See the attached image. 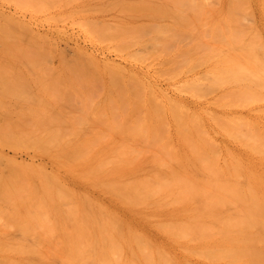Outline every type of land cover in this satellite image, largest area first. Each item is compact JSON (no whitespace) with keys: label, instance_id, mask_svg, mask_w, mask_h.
<instances>
[{"label":"rangeland","instance_id":"rangeland-1","mask_svg":"<svg viewBox=\"0 0 264 264\" xmlns=\"http://www.w3.org/2000/svg\"><path fill=\"white\" fill-rule=\"evenodd\" d=\"M252 131L264 0H0V264H68L80 240L86 264H196L228 209L195 197L215 174L224 201L243 192ZM127 144L144 159L100 161ZM161 145L220 161H169Z\"/></svg>","mask_w":264,"mask_h":264},{"label":"bare ground","instance_id":"bare-ground-1","mask_svg":"<svg viewBox=\"0 0 264 264\" xmlns=\"http://www.w3.org/2000/svg\"><path fill=\"white\" fill-rule=\"evenodd\" d=\"M229 70L234 71L236 69L232 68ZM238 71L237 74H240L244 71L246 72V69H244V71ZM262 83H260L261 86ZM153 99L157 101L155 97H153ZM228 102L231 104H245L250 102V100L246 97H242L233 98L232 100H228ZM144 105L148 106L147 104H143V106ZM220 106H223V104H220ZM148 107L146 108L148 109ZM144 108L145 106L143 109ZM147 109L145 110L146 112L144 111L145 113H149ZM177 109L181 110L180 107H177ZM147 119L148 115L146 116V120ZM178 122L180 134L187 140L188 129L186 127V122L183 119H178ZM127 132L128 131L123 132V134L125 136H134ZM144 138V140H147L148 136H144ZM239 138L240 141L244 143L243 149L245 153L248 154V161L259 162L253 165L248 171L247 182L243 192H241V194L235 193L229 195L228 200L230 201H224L217 196L220 193L217 184V182L220 181L218 174L214 175L216 178V184L213 186L215 190L210 194L201 192L204 196L200 193L196 195L195 201L199 205L198 210L204 211L202 208L205 206H217L219 207V211L222 209L225 210V212L226 209H228L226 212L227 216L220 219L224 223L223 227L218 228L214 232L208 253L201 254L196 264H264V134L259 136L255 131H252L249 136L241 135ZM98 150L100 161H141L144 159V151L142 149L132 147L128 144L117 149L101 147ZM158 150L168 154L170 157L169 161H220L217 149L211 145V152L208 154H206L205 149L200 146H190V154L187 160L180 159L179 157L177 158L173 149L167 146L161 145ZM111 152L114 153L110 154ZM87 154H89V151ZM87 154L81 155L78 159L82 161ZM58 156L59 155H57V157ZM230 156H232L230 157V161H240L236 159L234 155ZM152 161L166 160L154 155ZM115 179H117V177L113 176L114 182H116ZM185 197L186 196H182L181 200H184ZM235 201H238V203ZM220 203H222V205H219ZM229 204L234 206L230 209L228 207ZM224 205H226L225 208L222 207ZM209 215L212 216L211 214ZM195 217L200 220L207 219V215L196 214ZM205 228L206 227H202V229ZM203 234H207V232H200L198 238H203L205 236ZM90 248H92V246L82 240L69 243L68 251L71 254V258L68 264H86L88 254H93ZM142 253L146 254L147 249L144 248ZM92 259L95 260V258ZM96 264L108 263L106 259L100 258Z\"/></svg>","mask_w":264,"mask_h":264}]
</instances>
